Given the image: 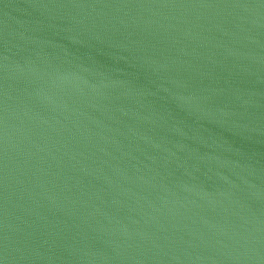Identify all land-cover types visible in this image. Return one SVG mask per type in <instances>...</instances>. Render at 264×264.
Returning a JSON list of instances; mask_svg holds the SVG:
<instances>
[{"label": "water", "instance_id": "1", "mask_svg": "<svg viewBox=\"0 0 264 264\" xmlns=\"http://www.w3.org/2000/svg\"><path fill=\"white\" fill-rule=\"evenodd\" d=\"M0 264H264V0H0Z\"/></svg>", "mask_w": 264, "mask_h": 264}]
</instances>
